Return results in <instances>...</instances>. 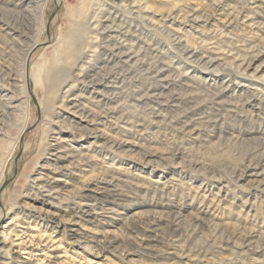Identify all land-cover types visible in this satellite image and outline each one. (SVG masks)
I'll return each mask as SVG.
<instances>
[{"label":"rangeland","instance_id":"374dc122","mask_svg":"<svg viewBox=\"0 0 264 264\" xmlns=\"http://www.w3.org/2000/svg\"><path fill=\"white\" fill-rule=\"evenodd\" d=\"M97 1L136 59L100 49L67 94L45 78L82 0H40L43 24L0 0V264H264V0ZM37 178L54 204L21 196Z\"/></svg>","mask_w":264,"mask_h":264},{"label":"bare ground","instance_id":"6f19581e","mask_svg":"<svg viewBox=\"0 0 264 264\" xmlns=\"http://www.w3.org/2000/svg\"><path fill=\"white\" fill-rule=\"evenodd\" d=\"M29 3L33 4L36 6V8L39 7V13H40V20L41 23L43 24V13L44 11V4L37 0H28ZM102 1V0H101ZM107 1V0H104ZM133 1V0H132ZM28 3V4H29ZM100 2L97 0H82V3L80 5V8L77 9V11L74 13L71 20H69V25L67 28V32H65L62 35V41H61V46L58 50V56L52 59L50 65H49V71L47 73V76L45 78V82L47 86H49V90L54 92L55 90L61 88H67L66 92L67 94H70L73 89V84H71V79L73 75V71L75 70H80L83 74L85 72L83 63L87 62L91 56H94L100 49H108L109 51H112L111 54L114 53V55H119L121 59H124L126 62H132L134 59H136L135 52L129 48L127 51L122 49L127 47L126 41H128V35L126 31H121V29L118 28L119 25L117 24H110L109 17L106 16L107 13V8L100 6ZM105 3V2H104ZM114 3V2H113ZM122 4V2H121ZM127 4V3H126ZM123 5V4H122ZM27 6V5H26ZM104 6V5H103ZM130 6V5H129ZM28 7V6H27ZM126 7V5H125ZM135 7V6H133ZM140 8V7H138ZM30 10V8H28ZM33 10V9H32ZM132 10V8H131ZM231 10V9H230ZM11 11V10H10ZM34 11V10H33ZM133 11V10H132ZM137 11V10H136ZM141 11V10H139ZM138 11V13H139ZM32 12V11H31ZM111 14V13H110ZM30 15V14H29ZM233 16V15H232ZM29 18V16H27ZM108 17V18H107ZM116 18V17H115ZM150 18V17H149ZM112 19V18H111ZM144 19V18H143ZM115 21V19H114ZM121 21V20H120ZM126 21V20H125ZM112 22V21H111ZM157 22V21H156ZM115 23V22H113ZM119 23V22H118ZM120 24V23H119ZM116 26V27H115ZM122 26V25H120ZM130 26V25H129ZM45 27V26H44ZM100 31L104 32L101 33ZM126 32V33H125ZM103 34V36H102ZM122 36L120 38H117L118 36ZM142 36V35H141ZM120 39V40H119ZM123 39V41H122ZM112 40H115L114 44L111 46L110 43ZM132 40V39H130ZM187 43V42H186ZM132 46V45H130ZM185 46V45H184ZM128 48V47H127ZM124 50V51H122ZM103 51V50H102ZM192 50L187 49V53H190ZM231 51V50H230ZM108 53V52H107ZM194 53V52H193ZM192 54V53H190ZM196 55V54H195ZM138 56V55H137ZM113 57V56H112ZM118 57V58H119ZM197 57V56H196ZM111 59V57H109ZM117 58V59H118ZM209 60V59H208ZM211 60V59H210ZM91 61V60H90ZM89 61V62H90ZM115 61V60H114ZM95 62V61H94ZM205 62V61H204ZM213 60L209 61L210 63L214 66ZM26 63V62H25ZM121 63V62H120ZM207 63V62H206ZM112 64V63H111ZM136 65V64H135ZM208 65V64H207ZM164 67V66H163ZM87 68V67H86ZM139 70V69H138ZM98 73V72H97ZM83 74H79L78 77L75 79L78 81V78H81ZM34 74L30 72V70L26 69V66L24 67L23 71V76H24V85L26 88V100L30 98V95L27 90V84L26 80ZM9 76V75H8ZM93 76V75H92ZM160 76V75H159ZM44 78V77H43ZM93 78V77H91ZM189 78V77H188ZM100 80V79H99ZM104 80V79H103ZM38 82V81H37ZM44 82V84H45ZM95 82V81H94ZM109 82V81H108ZM41 83V82H40ZM97 84V83H96ZM116 84V83H115ZM260 84V83H259ZM262 84V83H261ZM111 85V84H110ZM95 87V86H94ZM48 88V87H47ZM263 88V87H262ZM219 91V90H218ZM259 91H264V89L260 88H253V92H255V95H260ZM60 92V91H59ZM158 92V91H157ZM259 93V94H257ZM64 94V93H63ZM67 94L65 96H67ZM252 94V93H251ZM56 95V94H55ZM59 95V94H58ZM87 95V94H86ZM253 95V94H252ZM90 96V95H89ZM79 97V96H78ZM62 99V98H61ZM178 100V99H177ZM198 100V99H197ZM99 103V102H98ZM6 105V104H5ZM4 105V106H5ZM25 103V107H26ZM15 107V106H14ZM56 106L52 103L51 108H55ZM6 108V107H5ZM59 108L62 110H59L56 112L58 117H62L63 119H71L74 117H79L84 115L86 111L89 109L86 107V104L84 105L83 103L79 102V100L76 98H68L65 97L59 106ZM183 109V108H182ZM149 110V109H148ZM9 113V112H8ZM7 113V114H8ZM90 113V112H89ZM88 113V114H89ZM92 114V113H91ZM122 116V115H121ZM96 118V117H95ZM111 118V117H110ZM80 121V120H79ZM83 124V122L81 123ZM89 126V127H88ZM83 125L81 128L83 131H92L91 126L92 125ZM126 126V125H125ZM26 128V124L23 125L20 129L19 135L16 138L15 142L11 145V152L14 150L15 143L19 141L20 136L24 129ZM85 128V129H84ZM96 128V127H95ZM62 129V128H61ZM62 130L55 131L54 133H60ZM95 135L96 140H102L103 136H106L105 132H101ZM57 134V135H58ZM108 135V134H107ZM112 135V134H111ZM116 136V135H115ZM61 137V136H60ZM60 137H56L57 139H61ZM109 137V136H108ZM113 138V137H112ZM234 138V137H233ZM63 139V138H62ZM105 140V139H104ZM108 140V139H107ZM115 140V139H114ZM62 141V140H61ZM109 141V140H108ZM107 141V142H108ZM112 141V140H111ZM116 141V140H115ZM120 141V140H119ZM124 141V140H123ZM60 142V141H59ZM111 143V142H110ZM117 143H119L117 141ZM116 143V144H117ZM112 144V143H111ZM53 144L50 143H45L43 144L44 148H41L42 152H50V155H54L55 157L61 159V158H67L69 155H71V151H69L65 145H60L58 144V147L53 149L51 146ZM42 146V147H43ZM124 146V145H123ZM115 147V144H114ZM118 148V147H117ZM115 147V149H117ZM120 149V147H119ZM252 149V148H251ZM77 156V155H76ZM75 157V156H74ZM45 166V165H44ZM51 166V165H50ZM4 164L0 168V177L2 175ZM58 167H55L57 169ZM255 168V167H254ZM252 171V170H251ZM250 171V172H251ZM254 171V170H253ZM262 174V173H260ZM260 174H258L260 176ZM22 176H25V174H22ZM261 183H264V180H261ZM33 189H35V194L31 195V192L24 191L23 194H21L22 197H29L30 199L34 201H45L49 204H54V199L58 198L55 195V190L53 188L48 187L44 182H39V179L37 178L35 181H33ZM32 189V190H33ZM30 192V193H29ZM17 194V193H16ZM45 195L47 199H45L43 196ZM14 196V195H13ZM17 197V196H16ZM52 201V202H51ZM22 208V207H21ZM30 211H35L36 209L33 207H30ZM38 210V209H37ZM18 216V215H17ZM17 218H12L8 224L13 223V220L15 221ZM17 235V234H16ZM20 239V238H18ZM26 244V243H25ZM17 263V262H15ZM19 264V263H17Z\"/></svg>","mask_w":264,"mask_h":264}]
</instances>
